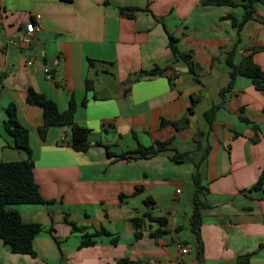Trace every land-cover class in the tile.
I'll return each mask as SVG.
<instances>
[{"label": "crops", "instance_id": "obj_1", "mask_svg": "<svg viewBox=\"0 0 264 264\" xmlns=\"http://www.w3.org/2000/svg\"><path fill=\"white\" fill-rule=\"evenodd\" d=\"M243 13L201 0H0V162L28 158L4 127L14 102L30 132L35 180L53 200L11 207L47 230L61 224L54 236L35 237V256L0 240V264H264V189L250 190L264 169V88L243 75L228 88L226 62L236 44V63L252 53L264 69V3L238 30L227 15ZM29 21L39 27L32 35ZM170 36L189 64L174 56ZM155 68L162 73H144ZM29 87L62 111L76 100L75 120L90 130L88 150L72 148L70 125L40 135L43 109L26 101ZM214 105L209 123L204 113ZM182 117L184 127L162 124ZM167 140L147 158L109 155L105 147L121 154ZM197 162L201 261L190 227ZM65 216L84 229L67 226ZM133 218H143L138 238ZM83 235L94 244L80 246Z\"/></svg>", "mask_w": 264, "mask_h": 264}, {"label": "trees", "instance_id": "obj_2", "mask_svg": "<svg viewBox=\"0 0 264 264\" xmlns=\"http://www.w3.org/2000/svg\"><path fill=\"white\" fill-rule=\"evenodd\" d=\"M258 2L264 3V0H201L204 5H230V6H242L244 13L240 20L231 14L227 17L232 19L234 25L240 30L244 24L256 13V4ZM237 42H240L238 38ZM236 42V43H237ZM172 53L177 59L189 64V54L180 51L174 39L170 36L169 42ZM237 51L236 44L227 53L226 62L230 66V82L228 88H230L237 75H243L252 79L257 89L264 88V69L260 67L253 59L252 53L244 56L240 62L234 61V55ZM91 64H94L93 60H90ZM189 70L196 73L192 66ZM146 75H155L162 73V69L155 68L152 70L144 71ZM86 90H94V80L91 78L86 79ZM26 101L29 104L38 105L43 109L44 122L40 126L39 131L42 137H45L48 128L52 125H70L71 127V146L77 151H86L91 146L89 140V129L85 126L78 124L75 120V114L77 111L78 104L72 97L69 100L68 107L65 110H60L57 103L49 98L46 94L36 91L34 88L29 87ZM87 98L83 99L82 104L85 105ZM216 105L206 110L204 118L211 123L216 110ZM189 111H193L192 108ZM8 114L7 119L4 121V127L10 134L13 145L21 150H24L28 154V158L19 160H9L0 162V240L4 244L8 245L10 250L14 253L36 255L34 250V239L41 232L45 230L44 226L39 222L25 221L21 216L20 212L11 207L15 204H32V203H51L53 200L45 199L39 188V184L35 180L34 176V161L31 158L32 147L30 143V132L29 129L20 121L18 117V109L14 102L8 104L6 108ZM172 123L177 128H181L187 125L188 119L182 117L179 120L174 121H162V124ZM167 141H157L155 145L142 146L139 145L136 150L124 152L121 154L113 153L108 145H105L109 155H115L117 157H126L133 155L134 157H151L160 151L166 149ZM97 144H101L97 142ZM187 154H177L174 156L176 160L185 159L184 156ZM189 156V154H188ZM200 162H197V171L193 176V183L195 185V192L192 196V214L190 216V227L193 234V243L198 260H202L204 245L200 234L201 215L200 208L204 205L201 200V193L203 186L201 184L202 174L200 172ZM264 189V169L261 172L258 180L250 188V190ZM124 194L120 195L122 198ZM150 220H155L161 225H166L167 220L163 217L152 218L148 215ZM71 223L73 229L83 230L84 227L77 226L75 222L68 220ZM143 218H133L132 222L136 228L135 235L140 237L142 232L139 231L142 226ZM107 233L106 230H103ZM154 233H151L153 235ZM94 244V241L89 236L84 235V239L80 243V246H87ZM239 260V259H238ZM118 264H129L128 260L121 259Z\"/></svg>", "mask_w": 264, "mask_h": 264}, {"label": "built area", "instance_id": "obj_3", "mask_svg": "<svg viewBox=\"0 0 264 264\" xmlns=\"http://www.w3.org/2000/svg\"><path fill=\"white\" fill-rule=\"evenodd\" d=\"M39 27L37 26V24L34 22V21H29L27 24H26V34L27 35H32L36 30H38ZM11 44H15L16 42L15 41H10ZM0 44H1V41H0ZM32 63V60H30L28 62V64H31ZM45 72L47 73L48 77H51V73H50V69L48 67L45 68ZM178 192L180 191L179 189L177 190ZM177 248L180 252V254L183 256V255H187L189 253V248L187 246V244H183L182 242H177ZM180 264H190L189 262L187 261H182Z\"/></svg>", "mask_w": 264, "mask_h": 264}, {"label": "rangeland", "instance_id": "obj_4", "mask_svg": "<svg viewBox=\"0 0 264 264\" xmlns=\"http://www.w3.org/2000/svg\"><path fill=\"white\" fill-rule=\"evenodd\" d=\"M187 192V190H184V193H186ZM190 192H192V190L190 191ZM184 197H185V194H184ZM66 217V216H65ZM66 219V218H65ZM66 225L67 226H71L72 227V229H73V226H72V224L71 223H66ZM45 228V227H44ZM58 228H61V224H56L55 223V226L53 227V228H48V230L47 229H45V230H47V232L48 233H50L51 235H53L54 236V231H56V229H58ZM44 230V231H45ZM83 239H84V235H83ZM59 241H60V239H59ZM61 243V241L59 242V244ZM188 246V245H187ZM188 248H189V246H188ZM190 249V248H189ZM193 253L192 254H194V249H193V251H192Z\"/></svg>", "mask_w": 264, "mask_h": 264}]
</instances>
